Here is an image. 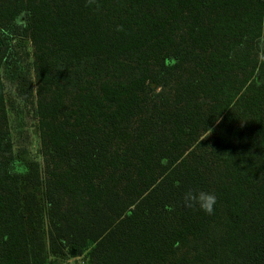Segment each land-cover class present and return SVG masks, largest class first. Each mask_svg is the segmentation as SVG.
I'll list each match as a JSON object with an SVG mask.
<instances>
[{
  "label": "trees",
  "instance_id": "1",
  "mask_svg": "<svg viewBox=\"0 0 264 264\" xmlns=\"http://www.w3.org/2000/svg\"><path fill=\"white\" fill-rule=\"evenodd\" d=\"M0 42V96L3 72L24 101L40 95L44 154L66 166L43 176L0 134V264H66L73 249L166 264L181 246L194 254L175 264H264V0H0Z\"/></svg>",
  "mask_w": 264,
  "mask_h": 264
},
{
  "label": "rangeland",
  "instance_id": "2",
  "mask_svg": "<svg viewBox=\"0 0 264 264\" xmlns=\"http://www.w3.org/2000/svg\"><path fill=\"white\" fill-rule=\"evenodd\" d=\"M12 43L16 44L17 42L15 43V40H13ZM35 50L34 45L31 44L29 40L21 41V45L19 47L21 64L35 80L34 87L38 91L40 90V84L36 80V71L34 70L32 64L36 58ZM257 51L258 50L253 46L251 48V56L255 57L257 54L260 56V53ZM190 68L191 67L189 65L183 66L169 85L164 88L159 87L156 91L150 93L144 108L145 115L154 110L156 103L157 105L159 104V91L163 92L165 95H169L170 97L173 96L174 90L178 87V84H180V82L190 74ZM114 78L116 77L114 76ZM1 79L3 82V92L2 96H0V134L9 132L14 148L17 149V147H21L27 154H29L30 157L37 160L43 176L49 175L53 168H57L58 171L64 170L66 166L61 160L55 159V161H52L50 157L44 154V146L38 131V118L36 113V100L40 97V95H37L33 101L26 102L18 94V89L14 82L10 80L4 72L1 73ZM88 80L90 79H86V83L83 84V87L90 85ZM44 94L45 92L42 90L41 95ZM66 101L68 104H71V97H68ZM194 107L197 108L196 106ZM139 118L140 117L138 116L133 119L129 129H127L128 132H132L134 128H136ZM207 134L208 132L202 133L201 136H207ZM115 138L116 140L111 147L112 154L120 152L126 145V140L129 139L126 131L124 134L117 135ZM206 162L210 164V166H205L208 176L212 183L216 182L221 168L216 166L210 159ZM193 254L194 253L189 246H181L176 257L170 258L169 262L166 264H175L176 260L180 258V256L186 255L188 258H191ZM74 255L70 253V257L67 261H65V263L84 264L86 262L82 256L74 257Z\"/></svg>",
  "mask_w": 264,
  "mask_h": 264
},
{
  "label": "clouds",
  "instance_id": "3",
  "mask_svg": "<svg viewBox=\"0 0 264 264\" xmlns=\"http://www.w3.org/2000/svg\"><path fill=\"white\" fill-rule=\"evenodd\" d=\"M213 199H214V196H213ZM202 210L205 212H208L209 214H211V212L213 211V209L211 208H203Z\"/></svg>",
  "mask_w": 264,
  "mask_h": 264
},
{
  "label": "water",
  "instance_id": "4",
  "mask_svg": "<svg viewBox=\"0 0 264 264\" xmlns=\"http://www.w3.org/2000/svg\"><path fill=\"white\" fill-rule=\"evenodd\" d=\"M0 43H1V42H0ZM75 252H76V251H75V249H73L71 253L74 255V254H75Z\"/></svg>",
  "mask_w": 264,
  "mask_h": 264
}]
</instances>
